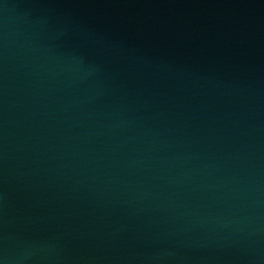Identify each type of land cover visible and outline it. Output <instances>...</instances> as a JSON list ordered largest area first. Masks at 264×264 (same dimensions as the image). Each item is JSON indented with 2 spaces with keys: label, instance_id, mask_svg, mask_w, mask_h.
Segmentation results:
<instances>
[{
  "label": "water",
  "instance_id": "obj_1",
  "mask_svg": "<svg viewBox=\"0 0 264 264\" xmlns=\"http://www.w3.org/2000/svg\"><path fill=\"white\" fill-rule=\"evenodd\" d=\"M0 264H264V0H0Z\"/></svg>",
  "mask_w": 264,
  "mask_h": 264
}]
</instances>
